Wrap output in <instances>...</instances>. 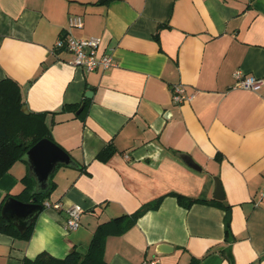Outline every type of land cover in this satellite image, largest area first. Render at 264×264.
Here are the masks:
<instances>
[{
	"label": "crops",
	"instance_id": "obj_1",
	"mask_svg": "<svg viewBox=\"0 0 264 264\" xmlns=\"http://www.w3.org/2000/svg\"><path fill=\"white\" fill-rule=\"evenodd\" d=\"M69 35L101 37L100 53L116 64H73L55 46ZM236 70L264 77V0H0V80L14 79L28 110L46 112L53 139L77 164L56 167L45 200L61 207L42 208L28 239L0 232V264H23L17 257L37 232L34 257L84 250L100 223L161 196L158 208L106 237L107 262L264 264V86L233 87ZM176 84L192 97L173 101ZM110 143L115 153L99 160ZM27 174L23 159L10 166L0 203L22 191ZM215 178L227 204L214 197ZM172 193L229 205V234L223 207L185 208ZM73 204L80 224L66 230Z\"/></svg>",
	"mask_w": 264,
	"mask_h": 264
},
{
	"label": "trees",
	"instance_id": "obj_2",
	"mask_svg": "<svg viewBox=\"0 0 264 264\" xmlns=\"http://www.w3.org/2000/svg\"><path fill=\"white\" fill-rule=\"evenodd\" d=\"M24 101L18 82L10 77L0 80V177L17 160H20L28 148L41 138H48L56 142L52 135L50 126L46 121V112L24 113L22 107ZM57 143V142H56ZM58 144V143H57ZM59 145V144H58ZM65 150V149H64ZM116 151L110 143L103 147L98 153L97 158L107 161ZM83 168V167H82ZM24 187L22 191L13 195L22 202H35L42 205L49 195L55 183L50 179L48 191L33 192L34 180L28 173L22 178ZM178 203L188 208L193 203H215L225 209L224 226L226 235L230 232V206L222 204L221 201L214 199H201L189 197L180 193H172ZM7 196L4 198V200ZM162 196L148 203L142 204L132 213L122 214L109 221L100 223L93 232L89 244L84 250L78 248L71 249L63 257H54L47 251L39 252L34 259L25 258L23 264H110L104 259V248L106 237L112 233H121L132 226L136 220L146 211L156 209L160 206ZM0 203V232H4L15 237L28 239L32 233L34 222L28 224L27 229L21 233L14 225L8 224L1 215V208L4 202ZM196 258L191 259L189 264H194Z\"/></svg>",
	"mask_w": 264,
	"mask_h": 264
},
{
	"label": "water",
	"instance_id": "obj_3",
	"mask_svg": "<svg viewBox=\"0 0 264 264\" xmlns=\"http://www.w3.org/2000/svg\"><path fill=\"white\" fill-rule=\"evenodd\" d=\"M91 90L92 88H89L86 95H89ZM22 111L26 114L29 113L26 105H23ZM176 155L192 168L201 169L188 153L176 152ZM21 159L26 161L28 173L34 180L33 192H45L49 190L51 176L59 165H77L66 150L48 138L38 140L26 150ZM214 197L227 204L221 182L218 178H215ZM41 210L42 205L38 203L22 202L11 196L4 201L1 208V215L8 224L14 225L23 233L27 229L28 224L34 222ZM161 248H163V251L167 249L165 245H162Z\"/></svg>",
	"mask_w": 264,
	"mask_h": 264
},
{
	"label": "built area",
	"instance_id": "obj_4",
	"mask_svg": "<svg viewBox=\"0 0 264 264\" xmlns=\"http://www.w3.org/2000/svg\"><path fill=\"white\" fill-rule=\"evenodd\" d=\"M71 25L81 26L82 20L80 16H72L69 19ZM101 37L99 36H87V37H74L67 36L59 38L55 42V46L58 48H64L72 54L71 62L76 65L85 67L87 70L92 71L97 68L107 69L116 64L115 58L112 54L100 53ZM235 82L233 87L244 88L250 90H258L264 86V77H257L254 75L243 73L241 70H236L233 73ZM192 94L184 92V87L181 84H176L172 89V99L175 102H182L189 100ZM260 198H264V188H261L258 192ZM61 207V203L44 201V207ZM82 208L78 204H73L67 208L68 218L65 222V229H76L80 224V215ZM152 264L155 261L151 262Z\"/></svg>",
	"mask_w": 264,
	"mask_h": 264
},
{
	"label": "clouds",
	"instance_id": "obj_5",
	"mask_svg": "<svg viewBox=\"0 0 264 264\" xmlns=\"http://www.w3.org/2000/svg\"><path fill=\"white\" fill-rule=\"evenodd\" d=\"M48 221L45 220V223H47ZM40 238V233L37 232L33 235V237L31 238V241H30V247H29V251L28 252H25L22 256L18 255V259H24L25 257H27L28 259H34V255H32L31 253V243L32 241H35V240H38Z\"/></svg>",
	"mask_w": 264,
	"mask_h": 264
}]
</instances>
